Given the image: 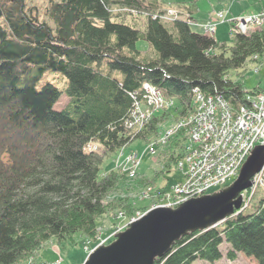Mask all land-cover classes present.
Returning <instances> with one entry per match:
<instances>
[{"label":"trees","instance_id":"obj_1","mask_svg":"<svg viewBox=\"0 0 264 264\" xmlns=\"http://www.w3.org/2000/svg\"><path fill=\"white\" fill-rule=\"evenodd\" d=\"M170 5L194 19L186 2ZM44 15L51 24L27 0H0V264H23L53 237L98 235L118 182L116 170L101 175L104 159L158 134L170 115L155 113L139 131L126 127L131 94L143 82L177 100L171 109L181 116L193 110L195 87L224 95L235 108L261 89L229 73L255 55L264 58L262 27L246 34L230 22L227 44L189 20H167L163 0H47ZM139 40L148 50L138 49ZM48 70L65 75L63 89L39 87ZM62 94L68 102L57 109ZM186 138V130L175 135L157 174L172 171ZM90 143L98 148L88 150ZM258 192L223 222L183 236L155 264H216L224 243L228 258L243 253L264 264V189Z\"/></svg>","mask_w":264,"mask_h":264},{"label":"rangeland","instance_id":"obj_2","mask_svg":"<svg viewBox=\"0 0 264 264\" xmlns=\"http://www.w3.org/2000/svg\"><path fill=\"white\" fill-rule=\"evenodd\" d=\"M163 2L169 7H172V5H170L172 3L188 2L187 4H189L194 2L197 6L195 17L207 21L204 24H207L208 21L214 19L217 12H223L225 19L223 18L221 21H218L215 28L213 27V30L211 31L213 35L211 36L217 37L218 40L221 42H227V44H231L232 42L230 20L248 15H256L261 10H264V8L262 9L264 0H163ZM46 4L47 0H27V5L38 8V13L41 19L46 20L51 24V21H49L44 15ZM169 10L174 11L176 8H170ZM173 14L174 16L169 15L165 18L167 20H172L175 17V13ZM179 17L183 16L181 15ZM205 26L206 25L201 24L198 27L192 24V28L200 32L204 31ZM260 27L264 28V22L251 25L250 29L257 30ZM137 47L138 49L143 50V52L149 48L147 42L144 40H139L137 42ZM255 56H258L257 60L253 58L252 60L247 61L243 67L231 70L229 74L233 80L242 82L248 89H253L255 87H261L264 89V58L259 55ZM46 82H52L60 89H63L67 84V79L60 71L48 70L42 76L39 82V87ZM67 102L68 97L65 94H62L59 102L56 104V108L62 109ZM175 102L174 106H177V100H175ZM169 112V117L159 124L160 129L162 130L161 132L155 136L145 138L146 140L137 139L129 143L127 146L118 149V151L110 153L104 159L101 166V175L116 170L118 182L105 201V203H110V206L113 205V208L97 220L98 235L95 238H89L81 233H76L72 240L62 242H59L57 238L53 237L43 243L30 262L26 261L23 264H58V262L59 264H83L90 251H93L96 245L110 243L115 239L116 233L125 230L131 222L140 218L150 209L168 205V198H163L162 194L158 195L156 190L164 189L165 191H170L174 184L183 180V173L178 168L177 164L172 165L171 172L160 174H157V172H159L164 166L168 145L173 142L175 135L184 130V126H182L181 123V120H184V115H177L175 109H170ZM163 130L165 132L171 130L172 136L168 139V143L159 145L153 155H150L148 152L150 145L162 140V137L166 135ZM131 152L139 153L141 162L137 170L130 166L131 163H128L127 165L123 163L122 167L116 165L117 155L121 154L119 161L117 159L120 164ZM240 168L241 167H239V171ZM130 169H132V171H137L134 178L129 176ZM237 176L235 178H237ZM233 181H230V183ZM262 183L256 185L254 193H252L250 189L244 192L245 203H249L250 200H255L259 193L258 190L264 189V183ZM227 185L228 183L214 188L210 192ZM89 240L90 245L88 246ZM103 241H105V243ZM227 247V243L221 245L223 257L217 261L216 264H257L253 257H248L243 253H239L235 259L228 258L226 255ZM194 264L210 263L198 259Z\"/></svg>","mask_w":264,"mask_h":264},{"label":"built area","instance_id":"obj_3","mask_svg":"<svg viewBox=\"0 0 264 264\" xmlns=\"http://www.w3.org/2000/svg\"><path fill=\"white\" fill-rule=\"evenodd\" d=\"M173 13L175 17L181 16L178 10H169L167 16H174ZM224 17L223 12H217L214 19L203 24L206 25L204 32L212 34L213 27ZM232 21L234 28L248 34L252 31L251 25L264 22V10ZM253 58L257 60L258 56ZM142 90L147 106H141L137 92L131 94L134 105L124 123L130 129L145 128L153 118L152 108L162 109L168 104L157 86L146 82ZM192 92L193 110L181 120L187 134L182 157L177 162L183 173V180L174 184L170 191L162 193L163 198L169 200L167 206L175 207L190 197L207 194L214 188L230 183L238 175L239 167L253 148L257 144H264V89L253 94L247 93L246 102L237 108L220 93L207 94L198 87L193 88ZM171 133V130H167L162 140L150 145V155H153L159 145L168 143ZM120 155H117L118 161ZM117 159V166L131 163L130 166L136 170L141 162L138 152H131L120 164ZM136 172L130 169L129 176L134 178ZM262 182L264 183V167L253 177V184L249 188L252 193L255 192L256 185ZM31 260L32 258L28 262Z\"/></svg>","mask_w":264,"mask_h":264},{"label":"water","instance_id":"obj_4","mask_svg":"<svg viewBox=\"0 0 264 264\" xmlns=\"http://www.w3.org/2000/svg\"><path fill=\"white\" fill-rule=\"evenodd\" d=\"M263 167L264 144H258L233 182L212 193L190 197L176 207L150 209L116 233L113 241L96 246L83 264H155L183 236L212 228L240 210L243 192Z\"/></svg>","mask_w":264,"mask_h":264},{"label":"crops","instance_id":"obj_5","mask_svg":"<svg viewBox=\"0 0 264 264\" xmlns=\"http://www.w3.org/2000/svg\"><path fill=\"white\" fill-rule=\"evenodd\" d=\"M188 3V2H187ZM186 3V4H187ZM261 3H263V2H261ZM165 5L167 6V4L165 3ZM190 8H191V10H192V16L194 17V19H195V21L197 22V23H199V24H202V23H205L206 21H203V20H200V19H198V18H196L195 17V12L197 11L196 9H197V6H196V4L194 3V2H191V3H189V4H187ZM264 8V5L262 4V9ZM228 14V13H227ZM195 26H198V25H195ZM199 27V26H198ZM215 39H217V37H215ZM218 40V39H217ZM220 41V40H219Z\"/></svg>","mask_w":264,"mask_h":264},{"label":"bare ground","instance_id":"obj_6","mask_svg":"<svg viewBox=\"0 0 264 264\" xmlns=\"http://www.w3.org/2000/svg\"><path fill=\"white\" fill-rule=\"evenodd\" d=\"M209 22V21H208ZM230 22H232L231 20H230ZM206 33V32H205ZM207 34V33H206ZM169 193V192H168ZM162 196H164V195H162ZM90 245V240L88 241V246ZM99 245V244H98ZM98 245H96V246H98Z\"/></svg>","mask_w":264,"mask_h":264}]
</instances>
